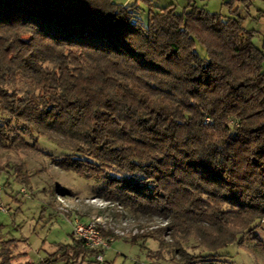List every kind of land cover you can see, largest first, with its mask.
I'll use <instances>...</instances> for the list:
<instances>
[{"label": "trees", "instance_id": "obj_1", "mask_svg": "<svg viewBox=\"0 0 264 264\" xmlns=\"http://www.w3.org/2000/svg\"><path fill=\"white\" fill-rule=\"evenodd\" d=\"M225 3L228 14L172 3L145 21L138 0H0V146L68 138L57 165L169 221L133 242L163 247L171 232L184 264L228 258L264 223V45L240 12L252 0ZM179 235L204 249L190 253ZM14 244L2 241L0 264L22 256ZM98 253L74 236L46 261Z\"/></svg>", "mask_w": 264, "mask_h": 264}, {"label": "rangeland", "instance_id": "obj_2", "mask_svg": "<svg viewBox=\"0 0 264 264\" xmlns=\"http://www.w3.org/2000/svg\"><path fill=\"white\" fill-rule=\"evenodd\" d=\"M195 1L212 12L229 13L225 3L228 0ZM138 3L142 8L141 17L147 21L150 9L157 12L173 3L181 11L188 0H138ZM240 12L245 16V27L256 30L255 43L263 46L264 0H252L250 9L241 6ZM197 49L206 56L203 46L198 44ZM8 88L12 91L17 86ZM0 117L8 120L1 110ZM17 127L33 143L31 135ZM38 139L36 147L0 146V248L2 241L15 239L13 252L22 256L13 263L65 264L63 258L49 262L46 259L57 252L60 245L73 241L77 221L95 220L100 222L102 234L113 241L102 251V260L91 256L89 264H184L178 249L172 245L175 239L171 232L163 234V247L154 238L133 242L135 234L164 228L169 222L165 217L135 212L120 201L106 200L101 189L103 180L87 179L57 165L53 157L72 152V141L68 138L50 139L39 134ZM178 239L190 253H198L205 247L193 235H179ZM226 251L230 256L215 264H264V223L253 235L245 234L241 244H231L223 253ZM72 263L86 264L87 261L78 259Z\"/></svg>", "mask_w": 264, "mask_h": 264}, {"label": "built area", "instance_id": "obj_3", "mask_svg": "<svg viewBox=\"0 0 264 264\" xmlns=\"http://www.w3.org/2000/svg\"><path fill=\"white\" fill-rule=\"evenodd\" d=\"M74 235L83 240L88 247L96 249L99 252L96 255L97 260H102V251L109 247L111 241H113L112 238L102 234L100 222L95 220L87 222L77 221L74 225Z\"/></svg>", "mask_w": 264, "mask_h": 264}, {"label": "crops", "instance_id": "obj_4", "mask_svg": "<svg viewBox=\"0 0 264 264\" xmlns=\"http://www.w3.org/2000/svg\"><path fill=\"white\" fill-rule=\"evenodd\" d=\"M15 262V261H14ZM20 262V261H19Z\"/></svg>", "mask_w": 264, "mask_h": 264}]
</instances>
